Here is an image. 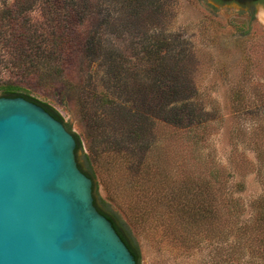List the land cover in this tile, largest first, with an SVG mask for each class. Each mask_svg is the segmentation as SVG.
Returning <instances> with one entry per match:
<instances>
[{"label":"rangeland","instance_id":"rangeland-1","mask_svg":"<svg viewBox=\"0 0 264 264\" xmlns=\"http://www.w3.org/2000/svg\"><path fill=\"white\" fill-rule=\"evenodd\" d=\"M15 1L0 0V92L14 85L77 128L100 197L136 221L141 264H264L240 244L235 248V233L227 234L221 212L192 234L185 223L190 218L172 215L150 198L149 188L155 176L185 172L201 152L226 166L221 192L238 200L237 227L253 220L264 198V0H75L77 12L61 22L44 0H27L21 10L13 8ZM34 39L42 48L38 54L45 44L58 50L35 60ZM185 76L195 103L211 113L210 134L192 161L178 134L156 138V154L145 155L148 167L141 170L151 182L136 187L134 160L121 156L115 163L95 149L130 148L132 139L121 129L123 110L148 112L149 102L157 103L156 114L177 107L169 102L173 97L158 96L189 94L190 86L177 81ZM124 176L123 187L118 182ZM137 202L147 211L143 219L128 208Z\"/></svg>","mask_w":264,"mask_h":264},{"label":"water","instance_id":"water-1","mask_svg":"<svg viewBox=\"0 0 264 264\" xmlns=\"http://www.w3.org/2000/svg\"><path fill=\"white\" fill-rule=\"evenodd\" d=\"M75 147L41 105L0 92V264H137L93 204Z\"/></svg>","mask_w":264,"mask_h":264},{"label":"trees","instance_id":"trees-1","mask_svg":"<svg viewBox=\"0 0 264 264\" xmlns=\"http://www.w3.org/2000/svg\"><path fill=\"white\" fill-rule=\"evenodd\" d=\"M26 1L27 0H16L13 8L21 10V8H23L22 4ZM44 2L46 8H48L51 13L53 12L58 22L64 21V16L70 13L72 14V12H77V9H75L77 5L75 0H44ZM2 33L0 29V38ZM12 41L14 40L12 39ZM36 42L38 41L35 40L33 43V47L36 51V55L34 56L38 57L35 58V60H39L40 57L49 59V55L52 54L51 52L58 50L55 49L56 47L53 46V44H48V47L45 44L42 52L38 54L37 50L42 48L38 45L39 43L37 44ZM44 51H46L45 54ZM23 55L25 58H21L26 59L23 62H27L28 59H30L27 58L28 54L23 53ZM165 56L166 55H163L162 58L164 59ZM163 75V77L166 78L168 74L165 72ZM188 79L185 76L184 81H177L182 82L179 84L181 88L188 89L190 86L189 94L182 93L171 96L165 93L164 95L158 96L159 99L163 97V99L167 101H169L170 97H173V100L169 102L178 103L177 107L162 108L161 111L158 108L159 113L156 114V109L153 110V107H156L157 103L151 104L149 102L147 105L149 113L141 110L135 112L136 114L129 113L127 115L125 110H123L121 114V129L122 134L126 136V138L132 139L130 148L98 145L97 149H95L97 155L104 156L115 163L126 157L134 160L135 169L138 172V175L136 174L134 176V181L137 182L136 187L142 186L144 182H151V180L148 179L151 176L147 177L149 173L146 172L145 174V170H141L144 166L145 168L146 166L148 167L145 162V155L149 153L148 157H152L156 154V149L158 147L156 142H154L156 138L167 137L169 135L175 138L178 134V138L184 141V148L188 147L186 150L192 161L193 151L201 149L202 142H205V137L210 134V125L214 120L211 117V113L203 110L201 111L199 105L195 103L197 94L193 91L194 87L191 86L190 80ZM17 90L18 88L16 86L9 85L4 88L3 95L7 97L23 96L41 105L53 117L61 121L72 133L76 142L75 155L78 167L92 180L93 204L101 214L110 220L117 234L133 255L136 263L140 264L141 255L139 242L136 240L132 228L133 223H136V221L133 220L134 222L132 223L126 214L123 217L122 212L113 210L109 202L98 196V181H96V171L91 157L85 153L82 155L87 164L86 169L79 162L78 151L82 149L79 135L71 131L70 125L64 123L61 114L48 102L32 97L25 92H18ZM156 99L158 101L157 97ZM173 117L174 119H172ZM91 118L93 117L91 116ZM197 155L196 164L194 165L190 161L191 164H189V162L186 171L180 175L153 177L154 180L149 184V188H151L150 198L160 202L162 201L167 205L168 211L173 213L172 215L178 213L181 216L186 215L190 218V222L187 221L185 223H191L190 227L195 230L192 234H200L202 230H205L202 229V226L206 220L215 218L218 213L221 212L227 234L233 235L235 233V238L237 239L235 248L239 247L240 244L242 247L247 248L248 251L264 259V198L259 200L257 210L250 224L241 223L240 226L237 227L238 221L236 219L235 209L237 208L236 205L238 200L234 198L232 194L227 195V193L223 194V192H221L222 187H226L228 182L225 171L226 166L216 162L211 156H209V158L203 157L201 152H197ZM127 166L129 165L127 164ZM129 168L133 167L131 166ZM124 180H127L125 176L122 180L119 179V182H117L119 185L123 186ZM131 199L132 198L129 197V200ZM130 202H132V200ZM128 208L131 212L136 213V216L140 219H143V215L147 213L145 207L138 202L134 204L130 203Z\"/></svg>","mask_w":264,"mask_h":264}]
</instances>
